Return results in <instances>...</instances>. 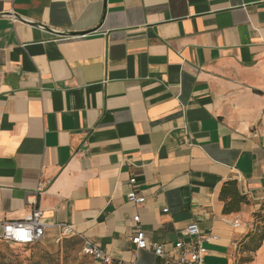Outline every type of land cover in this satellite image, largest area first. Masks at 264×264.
Wrapping results in <instances>:
<instances>
[{
    "label": "crops",
    "instance_id": "1",
    "mask_svg": "<svg viewBox=\"0 0 264 264\" xmlns=\"http://www.w3.org/2000/svg\"><path fill=\"white\" fill-rule=\"evenodd\" d=\"M262 206L264 0H0V233L38 208L46 246L155 264L195 223L202 264H251Z\"/></svg>",
    "mask_w": 264,
    "mask_h": 264
},
{
    "label": "built area",
    "instance_id": "2",
    "mask_svg": "<svg viewBox=\"0 0 264 264\" xmlns=\"http://www.w3.org/2000/svg\"><path fill=\"white\" fill-rule=\"evenodd\" d=\"M128 203L134 205H141L144 203V197L138 196L134 191L130 192L126 196ZM164 212L167 209L163 210ZM42 211L38 208L33 209L31 216L26 221L10 222L2 225V231L0 233V240L6 243H11L18 246H31L40 242L44 237L45 226L41 223ZM139 217H134V221L138 222ZM8 225L19 226V225H30L29 231L31 232V239L20 240L15 236H9L5 228ZM239 225L238 221L232 223L233 227ZM72 231L69 227H63L60 237L70 236ZM183 237H187L188 240H184L180 237L174 244V248L179 250V254L176 258H166L165 252L162 245H152V251L154 255L159 259L155 264H202L203 257L206 253V249L203 243L215 240L216 237L208 235H201L198 226L195 223L188 225L182 234ZM131 243L137 250H144L147 247L145 235L143 231L137 230L135 235L131 238ZM82 253L85 256L91 257L93 260L101 264H113L112 259L106 255L96 245L84 240L82 243ZM133 264V263H127Z\"/></svg>",
    "mask_w": 264,
    "mask_h": 264
},
{
    "label": "rangeland",
    "instance_id": "3",
    "mask_svg": "<svg viewBox=\"0 0 264 264\" xmlns=\"http://www.w3.org/2000/svg\"><path fill=\"white\" fill-rule=\"evenodd\" d=\"M256 221V220H255ZM254 221V222H255ZM261 230L262 222L256 221ZM255 228V226H254ZM0 264H101L82 253V242L75 236L59 237L52 246L38 242L31 246H18L0 240ZM264 264V248L253 263Z\"/></svg>",
    "mask_w": 264,
    "mask_h": 264
},
{
    "label": "trees",
    "instance_id": "4",
    "mask_svg": "<svg viewBox=\"0 0 264 264\" xmlns=\"http://www.w3.org/2000/svg\"><path fill=\"white\" fill-rule=\"evenodd\" d=\"M219 199L223 203L222 212L224 214L239 212L243 205L248 204L246 196L240 193L235 181H226L222 184ZM260 211L264 212V206L260 208ZM254 219L262 222L263 227L258 230L256 223L253 232L246 235V240L241 244V248L249 252H256L264 243V213L254 214Z\"/></svg>",
    "mask_w": 264,
    "mask_h": 264
},
{
    "label": "clouds",
    "instance_id": "5",
    "mask_svg": "<svg viewBox=\"0 0 264 264\" xmlns=\"http://www.w3.org/2000/svg\"><path fill=\"white\" fill-rule=\"evenodd\" d=\"M30 225H19V226H13L8 225L5 228L6 233L9 236H15L16 238L20 240H28L31 239V232L29 231Z\"/></svg>",
    "mask_w": 264,
    "mask_h": 264
}]
</instances>
